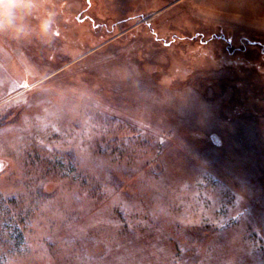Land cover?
<instances>
[{
    "label": "rangeland",
    "instance_id": "374dc122",
    "mask_svg": "<svg viewBox=\"0 0 264 264\" xmlns=\"http://www.w3.org/2000/svg\"><path fill=\"white\" fill-rule=\"evenodd\" d=\"M0 264H264V0L0 30Z\"/></svg>",
    "mask_w": 264,
    "mask_h": 264
},
{
    "label": "clouds",
    "instance_id": "9594fccd",
    "mask_svg": "<svg viewBox=\"0 0 264 264\" xmlns=\"http://www.w3.org/2000/svg\"><path fill=\"white\" fill-rule=\"evenodd\" d=\"M35 3L36 0H0V30L12 27L18 19L29 15ZM41 30L47 31L43 24Z\"/></svg>",
    "mask_w": 264,
    "mask_h": 264
}]
</instances>
